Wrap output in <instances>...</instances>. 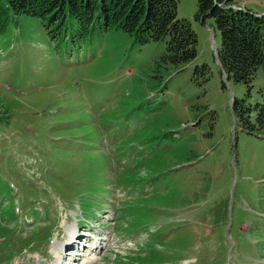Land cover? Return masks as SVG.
<instances>
[{
    "label": "rangeland",
    "instance_id": "374dc122",
    "mask_svg": "<svg viewBox=\"0 0 264 264\" xmlns=\"http://www.w3.org/2000/svg\"><path fill=\"white\" fill-rule=\"evenodd\" d=\"M225 3L264 15V0ZM195 11L177 2L196 54L174 68L164 41L81 35L0 0V264H55L82 218L102 241L78 264H264V70L226 80Z\"/></svg>",
    "mask_w": 264,
    "mask_h": 264
},
{
    "label": "trees",
    "instance_id": "16d2710c",
    "mask_svg": "<svg viewBox=\"0 0 264 264\" xmlns=\"http://www.w3.org/2000/svg\"><path fill=\"white\" fill-rule=\"evenodd\" d=\"M13 15H27L50 24L72 22L79 34H87L94 26L101 32L120 30L134 42L143 45L164 41L160 58L174 68L191 62L196 54V37L185 19L177 18L179 0H4ZM227 0H195L194 18L203 22L212 19L219 36L216 62L227 79L246 89L257 69L264 70V15L257 16L245 8L232 9ZM193 76L205 81V65L195 66ZM242 100L232 99L231 113L241 128L251 132L249 109ZM260 111L262 107H260ZM256 122L261 125L259 115Z\"/></svg>",
    "mask_w": 264,
    "mask_h": 264
},
{
    "label": "bare ground",
    "instance_id": "6f19581e",
    "mask_svg": "<svg viewBox=\"0 0 264 264\" xmlns=\"http://www.w3.org/2000/svg\"><path fill=\"white\" fill-rule=\"evenodd\" d=\"M74 228H72V229H68V235L69 236H71V231L73 230ZM68 247H71V246H68ZM92 253V252H91ZM77 257H79V256H75L74 258H72V260H73V262L74 263H76L78 260H77ZM60 259H58V261H59Z\"/></svg>",
    "mask_w": 264,
    "mask_h": 264
}]
</instances>
